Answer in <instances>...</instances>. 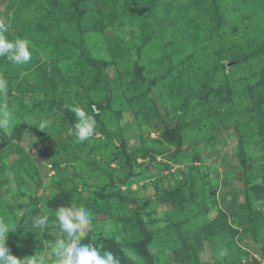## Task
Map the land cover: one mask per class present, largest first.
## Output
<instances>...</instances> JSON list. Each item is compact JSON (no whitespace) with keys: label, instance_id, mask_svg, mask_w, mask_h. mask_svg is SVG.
<instances>
[{"label":"rangeland","instance_id":"obj_1","mask_svg":"<svg viewBox=\"0 0 264 264\" xmlns=\"http://www.w3.org/2000/svg\"><path fill=\"white\" fill-rule=\"evenodd\" d=\"M70 1L0 0L9 39L33 52L22 67L0 57L9 82L0 104L18 121L0 133L11 254L47 252L60 235L56 209L84 206L83 242L121 264L264 255V0H95L81 23ZM58 4L62 37L48 20ZM225 39L247 53L230 57ZM74 106L95 116L99 136L74 142ZM42 214L39 234L32 220Z\"/></svg>","mask_w":264,"mask_h":264},{"label":"clouds","instance_id":"obj_2","mask_svg":"<svg viewBox=\"0 0 264 264\" xmlns=\"http://www.w3.org/2000/svg\"><path fill=\"white\" fill-rule=\"evenodd\" d=\"M13 25L11 19L8 23L0 21V57L6 58L14 66H25L31 59L33 52L31 42L24 38L9 39L8 33ZM9 82L0 76V98L8 95ZM76 122L68 130L74 137V142L82 144L89 141L94 135L99 136L95 116L83 107H70ZM92 112L97 113L96 105H92ZM18 123L17 118L7 104H0V133L9 135L12 128ZM44 123L38 128L44 130ZM91 214L84 206H61L55 211L53 227H58L59 237L53 242L47 252L37 251L35 255L26 256L23 260L12 255L6 240L9 232H16L15 225L5 220H0V264H53L49 256L54 259V264H121L120 259L110 250L101 252L92 243H85L86 229L91 226ZM49 225L47 214L38 215L32 220L33 231L39 234ZM229 253L227 247L221 246L217 250L218 256L223 259Z\"/></svg>","mask_w":264,"mask_h":264},{"label":"trees","instance_id":"obj_3","mask_svg":"<svg viewBox=\"0 0 264 264\" xmlns=\"http://www.w3.org/2000/svg\"><path fill=\"white\" fill-rule=\"evenodd\" d=\"M71 2V9H73L74 10V14L76 15V17L78 18V21H79V23H81L82 22V20L84 19V16H83V13H85V10H90L91 8H92V4H93V2L95 3L96 1L95 0H71L70 1ZM91 2V4H89ZM215 4H216V6H218V9H219V16L220 17H222V19L223 20H225L224 19V15H223V11H222V5H220V1H217V2H215ZM60 7V5L58 4L57 6L56 5H53V9H52V12H50L49 14H48V16H49V22L51 23V26H53V28H55L56 29V31L60 34V36L62 37L63 35H64V28H63V26H64V23H63V20H62V18H61V14H60V12H62V8H60V9H58ZM54 16V18L53 19H50V16ZM48 16H47V14L45 15V16H43L40 20L42 21V20H47V18H48ZM222 30V32L223 33H225V35L227 34L226 33V31H225V28H224V21H223V23L221 24V27H219V32ZM68 41H70V39H66L65 40V38H62V41H60L61 43H63V42H68ZM224 43H222L223 45H228L227 47H223V48H225V49H231L230 51H229V53H227V54H229V56L230 57H232L233 58V56L235 55V54H243V53H247L246 51L248 50H239V48H238V46H239V43L237 42V41H235L234 39H231V42L229 41V40H224L223 41ZM249 43V42H248ZM250 46H252L251 44H249ZM250 46H248V48L250 47ZM257 46H256V44H254V48H256ZM224 50V49H223ZM263 51V48L261 49V48H258V49H255L254 51H252V53H249V55L251 54H253V55H257L258 53H260V52H262ZM250 55V56H251ZM252 55V56H253ZM246 56H244L243 58H245ZM249 57V56H248ZM242 58V59H243ZM246 59V58H245ZM219 68H226V64L225 63H222L220 66H219ZM69 116L71 117V118H73V116H72V114L70 113L69 114ZM179 136V134L178 133H176V132H174V135L173 134H170L169 133V139L170 140H174V137L175 136H177V135Z\"/></svg>","mask_w":264,"mask_h":264},{"label":"built area","instance_id":"obj_4","mask_svg":"<svg viewBox=\"0 0 264 264\" xmlns=\"http://www.w3.org/2000/svg\"><path fill=\"white\" fill-rule=\"evenodd\" d=\"M239 264H264V255H255L254 257L243 260Z\"/></svg>","mask_w":264,"mask_h":264}]
</instances>
